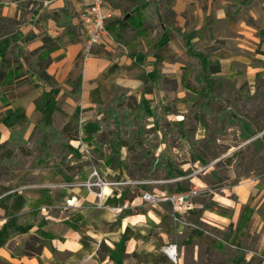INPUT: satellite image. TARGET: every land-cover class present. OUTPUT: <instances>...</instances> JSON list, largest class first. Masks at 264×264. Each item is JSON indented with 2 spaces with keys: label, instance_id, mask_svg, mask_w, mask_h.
Segmentation results:
<instances>
[{
  "label": "crops",
  "instance_id": "1",
  "mask_svg": "<svg viewBox=\"0 0 264 264\" xmlns=\"http://www.w3.org/2000/svg\"><path fill=\"white\" fill-rule=\"evenodd\" d=\"M143 1L105 0L108 35L89 46L81 12L93 0H0V16L12 20L3 22L11 31L0 36L8 39L7 56L18 47L41 50L47 35L58 39L47 68L52 81L30 71L27 83L0 88V145L10 141L13 131L27 127V146L41 140L42 149L52 141L48 128H62L72 120L79 124L82 139L94 138L100 133L98 117L109 101L143 93L148 73L158 66L179 64L182 70L183 58H189L186 40L199 47L207 45L205 55L221 62L220 73H215L221 74V56L234 52L230 44L214 43L225 38L219 26L231 27L242 40L249 35L263 38L264 0H249V5L241 0L237 14L238 0H173L172 16L162 21ZM70 15L78 28L74 39L65 26ZM142 15L145 31L139 34ZM160 34L165 41L158 40ZM27 37L32 39L26 42ZM258 65L253 68L260 72L264 68ZM48 172L0 178V264H41L38 256L28 254L32 250L25 239L33 235L41 238L42 264H119L122 255L139 250H146L141 257L144 264L168 257L152 239L160 234V220L149 211L147 215L130 213L144 205L135 194L124 188L122 194L108 195L97 205L96 195L77 185L84 181L78 173ZM73 197L74 204L68 206ZM133 199L137 206L132 209H112ZM103 242L110 248L105 260L99 255Z\"/></svg>",
  "mask_w": 264,
  "mask_h": 264
},
{
  "label": "rangeland",
  "instance_id": "2",
  "mask_svg": "<svg viewBox=\"0 0 264 264\" xmlns=\"http://www.w3.org/2000/svg\"><path fill=\"white\" fill-rule=\"evenodd\" d=\"M238 1L236 14L242 1L250 4L249 0ZM219 28L225 38H216L214 43L219 47L230 44L234 52L221 56L223 73L210 75L202 69L207 45L194 47L193 60L182 57V70L172 64L148 73L143 103L154 108L160 119L144 118L143 144H132L135 124L117 116L111 100L98 117L100 133H106L103 156L95 144L100 133L87 140L81 136L80 143L68 142L61 135L54 140L50 134V144L41 149L39 140L27 146L29 154L20 150L6 159L1 149L0 178L41 176L49 170L47 175L76 172L85 181L97 166L109 180H133L127 193L184 192L194 203L190 210H175L167 202H147L129 210L131 214L153 212L160 220V234L152 239L162 247V255L164 246L175 243L181 251L177 264H264V85L253 68L264 61L258 51H264V43L252 35L242 40L227 25ZM159 39L165 41L162 34ZM251 41L258 42L257 46ZM169 102H174L170 115L169 105H163ZM236 117L251 121L256 135L245 140ZM123 141L135 148L123 146ZM40 239L33 235L25 240L38 247ZM145 252L122 255L118 262L144 264ZM151 264L176 263L163 256Z\"/></svg>",
  "mask_w": 264,
  "mask_h": 264
},
{
  "label": "trees",
  "instance_id": "3",
  "mask_svg": "<svg viewBox=\"0 0 264 264\" xmlns=\"http://www.w3.org/2000/svg\"><path fill=\"white\" fill-rule=\"evenodd\" d=\"M162 4L158 0H150V1H143L146 3L145 7L151 8L152 15L157 16L160 21L166 20L170 18L173 14L172 5L173 0H161ZM164 8V9H163ZM161 10H163L161 12ZM142 11V10H141ZM138 12V16L140 15ZM64 13L68 12L67 9L63 10ZM140 17V16H139ZM142 27H137L139 34H142L145 31V23L144 18L142 15L141 18ZM3 22H12L7 18L0 16V36L6 33H9L11 30L5 26H3ZM154 23V22H153ZM161 25V24H159ZM65 26L67 28V33L71 36L72 39L76 38L78 35V28L73 23L71 15L69 17V21L65 22ZM264 35V30L262 31ZM15 35V34H14ZM33 37V36H32ZM32 37H27L26 42L32 39ZM8 39H0V54L3 55L2 59L0 60V88L4 85H13L16 83L17 85H21L27 83L29 81V72L32 71L36 73L41 79L43 78L45 81H52L53 77L49 75L47 68L49 65V55L50 53L56 49L58 45V39L53 38L49 35L44 37V45L41 47V50L37 51H29L23 47H18L12 53V56H7L8 48L6 46ZM262 44L264 43V38H262ZM188 44V56L193 60V49L196 47L190 40H186ZM262 51L264 54L263 50ZM204 62L202 63V69L209 72L210 75L215 73H220L221 71V62L219 60L213 61L211 58L206 56L205 54L202 55ZM28 67L27 69L25 67ZM258 66L264 68V61L261 60ZM258 79H263L264 85V69L260 71L257 75ZM188 78V74L184 77L183 82H186ZM139 96L140 99H139ZM145 99V94H131L125 100L118 101L115 100L113 102V106L111 109L116 115L123 116L125 119H128L129 123L135 124V130L132 132L133 142L132 144H143L144 143V131L146 130L147 123L144 122V118L152 119L154 122H159L158 120L160 117L157 115V112L154 108H146V104L143 103ZM174 104L169 102L163 105H169L166 108L167 114H173L174 110L171 109V106ZM236 120L239 121L240 127L243 130L242 136L244 139L252 138L256 135V131H254L252 127V123L249 120L239 119L236 117ZM155 127V126H154ZM27 127H23L19 130H15L12 132V137L9 142L0 145V150L3 149V158L10 159L14 158L17 153L22 150L25 151L26 154H29V150L27 149L28 141L25 138V131ZM260 131V130H259ZM47 133L51 134L53 139L55 140L56 136L61 135L64 136L68 142L73 140H80L81 133L79 124L75 123L74 120L67 122L62 128H48L46 130ZM106 133L101 132L98 134V138L95 140L96 149L99 150L101 155L103 156V145L105 143ZM130 145L128 142L123 141V146L129 147L132 150L135 148L133 145ZM180 174H184L183 171L179 172ZM264 207V203L262 205ZM40 244V241L38 242ZM30 249L32 252H28L29 255H36L39 257L40 262L42 264L41 254H42V246L35 247V244H29ZM99 255L102 260H105L106 256L110 252V248L107 246L105 242L101 243L100 245ZM162 257L158 258L160 261Z\"/></svg>",
  "mask_w": 264,
  "mask_h": 264
},
{
  "label": "built area",
  "instance_id": "4",
  "mask_svg": "<svg viewBox=\"0 0 264 264\" xmlns=\"http://www.w3.org/2000/svg\"><path fill=\"white\" fill-rule=\"evenodd\" d=\"M105 0H93L92 4L86 6L81 12V18L84 21L85 32L89 35L88 45L99 44L108 35L107 32V14L104 10ZM135 184L132 180H126V178H117L116 180H109L97 166L92 167L91 172L88 175V179L77 183L84 188H86L90 193L95 194L98 200L97 205L110 196L116 197L124 192V188L130 189V187ZM106 189L110 190V195L106 197ZM134 193L135 198L141 199V203L154 202L155 204H161L162 202L171 203L175 210H190L194 203L190 199L188 194L184 192H177L175 194H168L162 192L159 196L155 195L151 191H146L144 194L140 195L132 190L131 194ZM75 197L68 201V206L74 204ZM126 201L124 205L118 207H112L114 211H123L124 209H132L137 206L135 200ZM164 252L168 258L177 263L181 262V251L180 246L175 243H169L164 246Z\"/></svg>",
  "mask_w": 264,
  "mask_h": 264
},
{
  "label": "bare ground",
  "instance_id": "5",
  "mask_svg": "<svg viewBox=\"0 0 264 264\" xmlns=\"http://www.w3.org/2000/svg\"><path fill=\"white\" fill-rule=\"evenodd\" d=\"M107 191H106V197L108 196V195H110V190H108V189H106ZM96 198L100 201V199L96 196Z\"/></svg>",
  "mask_w": 264,
  "mask_h": 264
}]
</instances>
